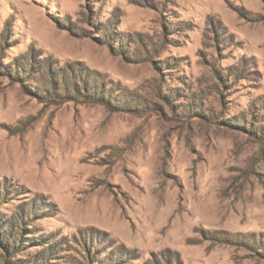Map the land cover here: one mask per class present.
I'll list each match as a JSON object with an SVG mask.
<instances>
[{"label": "rangeland", "instance_id": "1", "mask_svg": "<svg viewBox=\"0 0 264 264\" xmlns=\"http://www.w3.org/2000/svg\"><path fill=\"white\" fill-rule=\"evenodd\" d=\"M5 261L264 264V0H0Z\"/></svg>", "mask_w": 264, "mask_h": 264}, {"label": "trees", "instance_id": "2", "mask_svg": "<svg viewBox=\"0 0 264 264\" xmlns=\"http://www.w3.org/2000/svg\"><path fill=\"white\" fill-rule=\"evenodd\" d=\"M52 90H54V88H53ZM47 92H48V94H49V91H47ZM96 95H97V94H96ZM89 96L91 97V96H93V95H89ZM94 97H95V96H94ZM14 248H16V245H14ZM5 260H6V259H5ZM3 264H8V263H7V261H5Z\"/></svg>", "mask_w": 264, "mask_h": 264}]
</instances>
